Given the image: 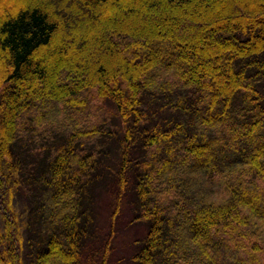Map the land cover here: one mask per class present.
<instances>
[{"label": "trees", "instance_id": "obj_1", "mask_svg": "<svg viewBox=\"0 0 264 264\" xmlns=\"http://www.w3.org/2000/svg\"><path fill=\"white\" fill-rule=\"evenodd\" d=\"M3 2L0 264H80L113 160L134 264H264V0Z\"/></svg>", "mask_w": 264, "mask_h": 264}, {"label": "rangeland", "instance_id": "obj_2", "mask_svg": "<svg viewBox=\"0 0 264 264\" xmlns=\"http://www.w3.org/2000/svg\"><path fill=\"white\" fill-rule=\"evenodd\" d=\"M3 3H6L5 0ZM104 104L110 110L114 109L110 105ZM68 117L70 120H85L87 119V108H82L79 111L74 110L71 114L67 112L63 120H69ZM119 133H122V130ZM118 168L117 160H113L110 165L107 164V175L102 181V186L94 192L91 204L92 225L89 227V229L93 227V232L86 230L87 236L83 239L80 264H134L132 257L138 252L141 242L146 236L147 223L142 220L131 222L133 210L128 209L126 202L120 203L121 208L115 219H112L119 191ZM14 208L19 214L21 228L25 231L29 203L26 199L17 198ZM2 228L3 221L0 216V232ZM108 241L110 245L104 262L103 255Z\"/></svg>", "mask_w": 264, "mask_h": 264}]
</instances>
